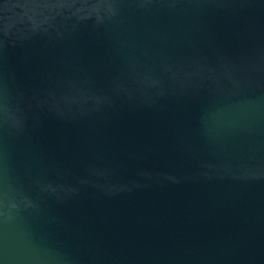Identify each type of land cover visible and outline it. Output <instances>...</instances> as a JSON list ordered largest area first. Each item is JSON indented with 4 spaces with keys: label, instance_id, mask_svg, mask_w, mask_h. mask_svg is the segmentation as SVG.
I'll return each instance as SVG.
<instances>
[{
    "label": "water",
    "instance_id": "water-1",
    "mask_svg": "<svg viewBox=\"0 0 264 264\" xmlns=\"http://www.w3.org/2000/svg\"><path fill=\"white\" fill-rule=\"evenodd\" d=\"M0 264H264V0H0Z\"/></svg>",
    "mask_w": 264,
    "mask_h": 264
}]
</instances>
